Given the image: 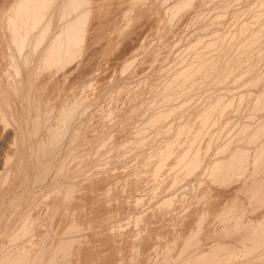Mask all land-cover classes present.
Wrapping results in <instances>:
<instances>
[{"label": "bare ground", "instance_id": "1", "mask_svg": "<svg viewBox=\"0 0 264 264\" xmlns=\"http://www.w3.org/2000/svg\"><path fill=\"white\" fill-rule=\"evenodd\" d=\"M9 2L12 3L11 6L8 5L7 10L1 14L2 17L0 15L2 54L12 62V68L18 70L23 65V72H26L30 68L27 65L32 60L28 56L39 51L35 55H39L40 60L34 55V61L37 62L35 65L38 67V62L45 64L46 70L51 73L44 80L50 84L59 81L57 77L53 79L55 71H60L59 77L65 81L70 71L68 68L72 67L77 56L81 57L78 55L80 50L83 52V48L98 41L96 36L99 34L96 35V32L104 28L99 26L103 24L101 18L105 22H111L112 29H107L108 32L103 35L99 31L102 35H99L100 42L115 37V49L116 45L124 41L122 34L120 35L121 30L117 33L119 27L116 23L122 10L129 15L150 11L156 14V25L155 34L151 35H155L152 40L133 49L135 52L131 55L132 60L124 62L131 66V62L138 60V66L135 65L136 68L133 67L134 70L127 72L125 77L120 78L122 73L119 72L127 64L117 72L119 78L114 76L115 68L114 77L111 74L114 78V89H111L114 90L111 93V96L114 95L113 111L109 112L112 104L102 119L95 122L96 127L92 131L96 132L97 139L89 134L90 129H85L98 142L93 147L94 153L88 151L95 141L90 147L85 146L89 150L84 149L82 153L80 149L77 153L71 152L79 147L82 149L89 141L77 144L79 146L84 143L82 147L72 144L74 146L68 148L69 152L65 149L66 154L61 157V160L64 157V162L59 168V164L56 166V172L48 179V184L57 188L58 195L55 199H51V195L50 199L53 201L45 205L46 208L43 205L44 211L41 214L38 212V216L33 215L34 219L33 216L31 219L27 218L25 222L23 221L27 215H31L27 214V210L23 211V208L26 209L28 203L29 206L31 204L28 201L26 207H22V203V209L18 213L24 215L21 219L23 223L20 224V218L19 221L17 219L20 227L17 226L16 234H12L9 242L0 243V264H264V0ZM110 5V11L105 10L104 6ZM100 6L103 12L105 10L104 14L102 12L105 18L97 10ZM95 10L100 15L95 16L98 21L94 19L99 24L97 26L89 23L95 24V21L88 20L89 14ZM120 19L122 22L123 16ZM85 41L86 45L90 42L86 47ZM74 54H77L76 60L74 58L71 65ZM140 54L142 56L137 58ZM20 62L23 63L21 67ZM111 62L104 64L110 66ZM101 65L102 62L98 68ZM97 69L94 70H100ZM43 84L42 82L41 85ZM6 85H3L4 89L0 87V93L10 95L12 92L7 94L5 87L9 89V93L12 85ZM26 85L22 81L17 87L23 88ZM104 86L98 87L101 89H98L99 94L96 93L97 99L103 98L107 91ZM20 87L15 88L16 92H21ZM87 94L85 91L76 94L75 99H72L74 102L67 103L69 107H66L69 109L62 117L57 113L59 116L55 124H59L58 120L60 123L66 120L57 127H60L58 129L63 132V137L71 136L70 143L74 142L78 133L83 132L86 122H91L89 119L93 115L90 112L91 118L88 116L85 123L83 120L78 123H83L84 127H77L79 132L74 129L78 120L74 121L87 111L85 106L91 105L86 102L89 97ZM110 101L111 99L105 101L108 102L105 105H109ZM84 102L87 103L85 106ZM7 104L5 105L11 106L8 110L16 107L13 102L12 105ZM63 104L65 106L66 103ZM12 111L9 112L13 115ZM108 113H112L110 116L114 118L110 122L106 121L110 117ZM98 114L95 113L93 121ZM1 117L3 121L0 123H7L8 127L9 123L4 122V115H0V120ZM14 118L15 116L13 120L18 123V118ZM26 120L23 119L22 122ZM32 120L30 119V123ZM17 123L14 124L16 129ZM55 124L53 127L56 128ZM49 127H46L45 134L51 133V136L46 135L44 141L47 136L52 137V131L53 135L56 134L55 128L47 132L50 131ZM86 132L82 134L87 135ZM82 134L78 139L85 138ZM58 136L57 141L62 140L63 137ZM45 145L42 149L38 145L41 157L44 155L43 149L47 150L45 152L49 150L50 154L53 151L56 159L63 152L52 144L49 146L53 147L51 150ZM36 153L35 151V156ZM26 154L19 158V165L16 163V171H20L22 176L17 180H21L18 182L22 184V179L33 172L35 167L36 174L42 173L39 169L52 162L50 158L42 162L43 165L38 161L34 166V160L38 157L30 159L32 153L29 154V150L28 157ZM50 154L46 153V157ZM48 169L47 167L46 174ZM49 172L50 170L48 174ZM50 190H47V194L48 191L51 194L52 189ZM45 198L46 201L49 199L47 195ZM69 209L72 213H69ZM13 211L9 213L13 214ZM69 215L71 218H67ZM14 224L13 227L16 226ZM99 228L102 230H98ZM88 230L92 232L83 233ZM80 236L83 238L79 239ZM88 256L92 259L85 261Z\"/></svg>", "mask_w": 264, "mask_h": 264}, {"label": "rangeland", "instance_id": "2", "mask_svg": "<svg viewBox=\"0 0 264 264\" xmlns=\"http://www.w3.org/2000/svg\"><path fill=\"white\" fill-rule=\"evenodd\" d=\"M9 1H11V0H0V15L1 14H3L6 10H7V7H8V5H10L11 6V2H9ZM214 1H216V0H214ZM8 3V4H7ZM14 3V2H13ZM51 4V3H50ZM7 5V6H6ZM9 6V7H10ZM112 5H110V6H108V7H106V6H104L105 7V10L106 9H108V11H110L109 9H110V7H111ZM6 7V8H5ZM101 7L102 6H100V8H98L97 10H100L99 12L102 14V12H103V9H101ZM9 9V8H8ZM114 8H112V10H113ZM97 10H95V11H92L91 12V14H89V19L88 20H91V21H95V24H94V22H90L89 21V23H92L91 25H93V26H95L96 24H97V22H96V17H97V15L99 14L98 13V11ZM105 10H104V12H103V14L105 13ZM97 11V12H96ZM107 12V11H106ZM114 12V10L112 11V13ZM121 12V11H120ZM119 12V13H120ZM125 12L126 11H123L122 10V12L120 13V14H125ZM150 11H148V12H145V11H143V12H134V13H132V14H125V15H120L119 14V16H118V18L116 19L117 21H116V23H118L117 25H118V27L119 28H117L118 29V32L117 33H119L120 32V30H121V32L122 33H120V35L122 36V39L124 40L123 41V43L122 44H118V45H116V49H115V43H116V39H115V37H114V35H113V37L114 38H111V40H105V41H102V42H100L101 41V39H100V37L104 34V33H106V32H108V31H110L112 28V24H111V22H105L104 20H103V18H101L102 20V23L103 24H97V25H99L100 27H104L103 29H101V30H99L100 32H102V35H101V33H99V31H97L96 32V35L97 34H99V35H101V36H99V35H97L96 37H97V39H98V41H94L91 45H89L90 44V42L86 45V41L84 42V44H85V46L84 47H86V46H88V47H86V48H81L82 50H83V52L80 50V49H78V51L80 50V52L78 53V55L80 54V56L81 57H83L84 55V57H83V59L81 58V57H79L78 58V56H77V54L75 55L74 54V57L71 59V61H70V64L72 63V61H75L76 60V58H77V60L75 61V62H73L71 65H72V67H71V65H70V67L71 68H68L69 67V63H68V65H66V67L70 70L69 71V74H68V76L65 78L66 80L64 81V79H61L59 76V73H60V71H55L56 73L54 74L55 76H53L54 78L53 79H55V77H57L58 78V80L59 81H53V83H49L48 81H45L44 79H48V75L51 73V72H49L48 73V70H46V66H45V64L44 65H42V63L41 62H38V67H37V65H35L36 63H35V61L34 60H36L38 57H39V55L38 56H36L35 54L37 53V54H39V51H37V52H35V53H33L32 55L30 54V56H28V57H30L34 62H32V60H27V61H29L30 63H28V65L27 66H29L30 68L28 69V70H25L26 72H23L24 71V68H23V63L21 64V62H20V67H21V65H22V67H21V69L20 68H18V70L20 71H18L15 67H13L12 68V66H14V65H12V62L11 61H9L8 59H7V57H5L4 55L5 54H2L3 52V46H1V44H0V80L2 81H0V87L1 88H3V85L5 84H7L6 86H8L9 84V86H11L12 87V89H10V91H9V93H8V90H7V88L5 87V89H6V91L5 92H7V94H10V92H12L10 95H6L5 93V95L4 94H2V93H0V97H2L4 100H5V104H7L6 102H10L9 104H11L12 102H13V104H16V107L14 106V107H12L13 109V111L12 110H8V109H10L11 108V106L9 105V104H7V105H9V107L8 106H6L5 104H4V100L2 99V98H0V111L2 110H4L3 111V113H2V111H1V113H0V115L1 116H3L4 115V122H8L9 123V126L7 127L6 126V124L5 123H3L2 124V122L0 123V201H2V198H3V196H4V198H3V201L2 202H0L1 204H3V205H1L2 207H0V243H6V242H9V240L11 239V237H12V234H13V236L16 234V229H18L17 228V226L19 225V223H18V221H19V218H20V221L19 222H21L22 220V218H23V216L24 215H21L20 213H18V211H19V209H22L21 208V205H22V203H23V205H22V207H26L25 205L27 204V202L29 201L30 202V206H29V203H28V206H27V208L26 209H24L23 208V211H26L27 210V214H30L31 216H29V215H27L28 217H26V219L23 221V222H25L26 220H27V218H29V219H31L32 218V216L33 215H37V213L39 212H41V211H44V209L46 208V206L47 205H49L50 203H51V201H53V200H51V199H55V197L58 195V190H57V188H55L51 183H49L50 185H52V186H50L49 184H48V182H49V177H51L52 176V174L54 173V172H56L55 170L57 169L56 168V166L59 164V166H57L58 168L60 167V165L62 164V162H64V157L62 158V160H61V157H62V155L64 154V156H65V154H66V151L67 150H65V149H68V148H71V147H73L74 145L76 146V147H79V146H81V145H84V143H82L81 145H79V146H77V144L79 143V142H85V143H87L88 141H89V143H87L86 145H84L83 147H82V149L79 147V148H77V150H75L74 148H72V150L74 149L75 151H73V152H71L72 150L70 149V152L71 153H77V151L80 149V153H82V151L84 150V149H86V147H90V145L93 143V141H95V137H93V136H96L97 134H96V132L95 131H92V130H94V128L96 127V121L97 120H99L101 117H103V114H105V113H107L109 110H110V106L113 104V106H112V110L111 111H109V112H112L113 111V108H114V95L113 96H111V93H112V91H114V90H111V89H114V76L115 77H117L119 74H117V72H119V70H121L122 68H123V66H126V64H127V67L124 69H122L119 73L121 74L120 75V78L121 77H125V75H128L127 74V72H132V70H134L133 69V67L134 68H136V66H138L137 65V63L139 64V62H138V60H136V61H133V63L131 62V66H128V65H130V64H128V62L125 64L124 62L125 61H128L129 59H131L132 58V56H133V54H134V50L133 49H136L138 46H140V44L142 45V44H146L147 42H148V40L149 41H151L152 40V38L155 36V35H153V36H151L152 34H155V21H154V19H155V16H156V14H152L151 12L149 13ZM98 13V14H97ZM218 13H220L219 11H218ZM97 14V15H96ZM103 14H102V16H103ZM151 14V16H149L148 17V15H150ZM221 14V13H220ZM139 15V16H138ZM153 15V16H152ZM96 16V17H95ZM100 15H98V17H99ZM123 16V19H122V22H120L119 20H121L120 19V17H122ZM125 16V17H124ZM127 16V17H126ZM131 16V17H130ZM133 16V17H132ZM1 17H2V15H1ZM104 17V16H103ZM106 17V16H105ZM104 17V18H105ZM151 17V18H150ZM154 17V18H153ZM99 18V19H100ZM140 18V19H139ZM222 18V17H221ZM94 19H96V20H94ZM137 19V20H136ZM144 19V20H143ZM152 19V20H151ZM127 20H129V21H127ZM98 21V20H97ZM100 21V20H99ZM126 21V22H125ZM153 21V22H152ZM125 22V23H124ZM127 22H128V24H127ZM137 22V23H136ZM0 23H1V21H0ZM141 24V25H140ZM96 25V26H97ZM103 25V26H102ZM153 25V26H152ZM98 26V27H99ZM141 27V28H140ZM1 28V27H0ZM106 28V29H105ZM135 28V29H134ZM138 28V29H137ZM2 29V28H1ZM1 29H0V31H1ZM107 29H109L108 31H107ZM98 30V29H97ZM106 30V31H105ZM136 30V31H135ZM138 30V31H137ZM148 31V32H147ZM149 31H151V32H149ZM135 32H136V34H135ZM139 32H141V33H139V35H138V33ZM1 33V32H0ZM133 33V34H132ZM148 33V34H147ZM131 35V36H130ZM134 35V36H133ZM99 36V37H98ZM136 36H138V37H136ZM143 37V38H142ZM95 38V37H94ZM133 39V41H134V39H135V41L133 42L132 41V39ZM142 38V39H141ZM146 38V39H145ZM148 38V39H147ZM129 39V40H128ZM131 39V40H130ZM138 39V40H137ZM140 40H142L141 42H140ZM145 40V41H144ZM127 41H128V43H127ZM125 42V43H124ZM136 42H137V44H136ZM132 43V44H131ZM139 43V44H138ZM94 44V45H93ZM123 44H125V45H123ZM93 45V46H92ZM130 45V46H129ZM117 46H119V48H120V50H118L117 49ZM2 47V48H1ZM127 47H128V50H127ZM131 49H130V48ZM88 48V49H87ZM125 50H124V49ZM92 49H94V51L92 50ZM87 50V51H86ZM93 52H92V51ZM119 51V54H118V51ZM123 50V51H122ZM132 50H133V52H132ZM121 51V52H120ZM126 51H128V52H126ZM82 52V53H81ZM138 52H139V49H138ZM75 53H77L76 51H75ZM125 53V54H124ZM132 53V54H131ZM86 54H88V56L86 55ZM123 54V55H122ZM130 54V55H129ZM36 56V59H35V56ZM99 55H101L100 57H99ZM117 55V56H116ZM121 55L122 56H124V57H121ZM129 55V56H128ZM132 55V56H131ZM31 56H33V57H31ZM75 56H77L76 58H75ZM105 56V57H104ZM115 56V57H114ZM121 58H120V57ZM126 56V57H125ZM129 58H128V57ZM142 56V54H140L139 56H137V58H140ZM119 57V58H118ZM34 58V59H33ZM75 58V60H73ZM103 58H105L106 60H103ZM117 58V59H116ZM39 59V58H38ZM93 59V60H92ZM122 59V60H121ZM3 60V61H2ZM40 60V59H39ZM89 60V61H88ZM132 60V59H131ZM130 60V61H131ZM6 61V62H5ZM86 61V62H85ZM94 61V62H93ZM109 61H112L111 63H110V66H109V64H104V63H108ZM116 61V62H115ZM117 61H118V63H117ZM129 61V62H130ZM2 62V63H1ZM81 62V63H80ZM97 62V63H96ZM101 62H102V67L101 68H98V66L101 64ZM40 63V64H39ZM75 63H76V66H75ZM96 63V64H95ZM115 63V64H114ZM123 63V64H122ZM5 64V65H4ZM31 64V65H30ZM80 64V65H79ZM86 64V65H85ZM99 64V65H98ZM104 64V65H103ZM3 65V66H2ZM36 67H35V66ZM40 65H42V66H40ZM97 65V66H96ZM136 65V66H135ZM24 66H25V64H24ZM40 66V67H39ZM44 66V68H41V67H43ZM75 66V67H74ZM78 66H79V68H78ZM104 66H106V67H104ZM115 66V67H114ZM32 67V68H31ZM65 67V68H66ZM91 67V68H90ZM105 69H104V68ZM66 68V69H67ZM75 68V69H74ZM88 68V69H87ZM100 69V70H98L97 72H96V70H94V69ZM103 68V69H102ZM114 68L116 69L115 71H116V73H115V75H114ZM128 68V69H127ZM14 69H16V70H14ZM39 69V70H38ZM40 69H41V71H40ZM43 69V70H42ZM46 71H45V70ZM102 69V70H101ZM35 70V71H34ZM75 70V71H74ZM105 70V71H104ZM124 70H125V72H124ZM131 70V71H130ZM29 71V72H28ZM43 71V72H42ZM45 71V72H44ZM89 71V72H88ZM93 71H95V72H93V73H95V74H93L92 72ZM99 71H102V72H99ZM3 72V73H2ZM16 72V73H15ZM28 72V73H27ZM88 72V73H87ZM91 72V73H90ZM104 72H106V74L104 73ZM20 73V74H19ZM35 73V74H34ZM48 73V74H47ZM53 73L54 72H52V75H53ZM103 73V74H102ZM1 74H3V75H1ZM71 74V75H70ZM91 74H93L92 76H91ZM105 74V75H104ZM111 74H112V76H111ZM13 75V76H12ZM35 75V76H34ZM70 75V76H69ZM89 75V76H88ZM124 75V76H123ZM2 76V77H1ZM26 76V77H25ZM91 76V77H90ZM98 76V77H97ZM101 76V77H100ZM111 76V77H110ZM87 77H89V78H87ZM101 78L102 80H104V81H102L101 79H98V78ZM110 77V78H109ZM29 80H28V79ZM36 78V79H35ZM68 78V79H67ZM105 78H106V80H105ZM110 80H109V79ZM113 78V79H112ZM117 78H119V77H117ZM5 79V80H4ZM30 79H31V81H30ZM34 79V80H33ZM39 79V80H38ZM16 80V81H15ZM36 80V81H35ZM94 80V81H93ZM108 80H109V82H110V84H108ZM23 81V85H26L27 83H30V84H32L31 86L30 85H26V86H24L23 88H21L20 86V88H21V92H18V90H17V92H16V89L17 88H19V87H17L18 85H20V82H22ZM26 81V82H25ZM48 82V84L47 83H45V82ZM90 81V82H89ZM92 81H93V83H92ZM5 82V83H4ZM12 82H14L13 84H12ZM34 82V83H33ZM42 82L44 83L43 85H41L42 84ZM62 82H63V84H62ZM95 82V83H94ZM105 82H106V84H105ZM113 82V83H112ZM137 81H135V83H136ZM19 83V84H18ZM134 83V82H133ZM132 83V84H133ZM2 84V85H1ZM58 84V85H57ZM92 85V87H91V85ZM99 84V85H98ZM108 84V85H107ZM38 85V86H37ZM45 85H47L46 86V88H45ZM61 85H63L62 87H61ZM106 86V90L107 91H105V93H104V95H103V98H100V99H97L98 97H97V94H99L100 93V90L98 91V89H101V88H98V87H102V86ZM17 88H16V87ZM29 88H28V87ZM35 86V87H34ZM55 86V87H54ZM104 86V87H105ZM41 87V88H40ZM112 87V88H111ZM9 88V87H8ZM16 88V89H15ZM28 88V89H27ZM33 88V89H32ZM44 88V89H43ZM51 88V89H50ZM87 88H90V89H87ZM92 88H96V90H94V89H92ZM103 88V87H102ZM110 88V89H109ZM4 89V88H3ZM15 89V91L13 92V90ZM2 90V89H1ZM27 90H29L28 92H26ZM91 90V91H90ZM20 91V90H19ZM62 91V92H61ZM81 91H85L86 92V94L90 97V94L91 93H93V94H91V98H87L88 100L86 101L87 103H89V104H91L90 105V107H87V106H85L87 103H85L84 102V106L86 107V108H88V109H86L85 111L86 112H84V114H83V116L81 117L80 116V118H79V116H78V118L74 121V122H76L77 120V122H76V124L78 125H74L75 127H74V129L77 131V132H79V130H78V128L81 126V125H83V123H85L86 122V120H88L89 118H88V116L90 117V115L92 114L93 116L95 115V113L96 114H101L100 116H98L97 115V117H95V119H94V121L92 120V118H93V116H91L90 118H91V120L89 119V121H91V122H86L87 123V125H85V127H84V125H83V127H84V130L86 129V130H88V129H90L88 132H89V134H93V136H91V135H89L88 134V132H86V130L84 131L83 130V132H86L87 133V135H85V133H84V135L82 134V136H84L85 138H86V136H87V138L85 139V138H83L82 137V139H78V138H81V134H77L76 136V139L74 140V142H72V143H70L69 142V138L71 137V136H69V137H63V135L61 134V133H63L62 131H61V129H58V128H60V127H57V126H59V124H63L64 123V121H66V120H64V121H61L62 123H60V120H58L59 121V124L58 125H56L55 123L57 122H55V120L57 119V116H59L58 114H60V116L59 117H62V115H63V113L64 112H66V110L67 109H69V108H67L66 107V105H68V104H70V103H73L74 101L72 100V99H75L74 98V96H76V94H78V93H80ZM88 91V92H87ZM90 91V92H89ZM94 91V92H93ZM2 92H4L3 90H2ZM55 92V93H54ZM98 92V93H97ZM108 93V95H107V93ZM15 93V94H14ZM59 93V94H58ZM65 93V94H64ZM67 93V94H66ZM90 93V94H89ZM97 93V94H96ZM64 94V95H63ZM95 94V96H93ZM12 95V96H11ZM15 95V96H14ZM14 96V97H13ZM19 96L21 97L20 99H19ZM29 96V97H28ZM53 96H55V98L53 97ZM8 97V98H7ZM11 97V98H10ZM17 97V98H16ZM57 97H58V100L59 101H57ZM28 98V99H27ZM34 98V100H32ZM37 98H39V100L38 101H41V102H38L36 99ZM46 98V99H45ZM52 98V99H51ZM93 98L95 99L96 98V100H93ZM3 101H2V100ZM10 101H9V100ZM13 99V100H12ZM45 99V100H44ZM111 99V101L109 102V105H105V104H108V102L106 103L105 101H107V100H110ZM15 100V101H14ZM18 100V101H17ZM47 100H51V101H48L47 102ZM70 100V101H69ZM92 100V102L90 103L89 101H91ZM12 101V102H11ZM17 101V102H16ZM28 101V102H27ZM35 101V102H34ZM42 101H44L43 103H42ZM46 101V102H45ZM94 101V102H93ZM3 102V103H2ZM21 104H20V103ZM70 102V103H69ZM113 102V103H112ZM29 103V104H28ZM32 103V104H31ZM35 103H37V105H35ZM63 103H66L65 104V106H64V104ZM68 103V104H67ZM40 104H41V109H40ZM102 105V107H100L101 105ZM3 105V106H2ZM12 105V104H11ZM30 105V106H29ZM63 107H65V108H63ZM1 106H2V108H1ZM18 106H20V107H18ZM35 106V107H34ZM39 106V107H38ZM89 106V105H88ZM105 106V107H104ZM5 107H7L6 109H5ZM22 107V108H21ZM60 107H61V110H60ZM68 107H69V105H68ZM71 107V106H70ZM99 107V108H98ZM107 107V108H106ZM15 108H16V111H15ZM18 108H20L21 109V111H19L20 109H18ZM33 108H35L36 109V111L33 109ZM58 108V109H57ZM63 108V109H62ZM100 108H103V109H100ZM33 109V110H32ZM38 109V110H37ZM93 109H94V111H93ZM102 110L103 112H101L100 110ZM6 110V111H5ZM56 110H57V112H56ZM58 110L59 111H61V112H58ZM100 112H99V111ZM9 111H12L13 112V115H12V113H10ZM25 111H26V113H25ZM35 111V113H33ZM16 112V113H15ZM28 112V113H27ZM37 112H38V115H37ZM54 112V113H53ZM56 112V113H55ZM83 112V111H82ZM91 112V114H89ZM98 112V113H97ZM52 113V114H51ZM58 113V114H57ZM3 114V115H2ZM11 114V115H10ZM32 114V115H31ZM34 114H36V115H34ZM42 114H44V115H42ZM86 114V115H85ZM112 113H108V115L110 116ZM10 115V116H9ZM26 115H27V117H26ZM13 116H15V118L14 119H16L17 120V118H18V123L17 122H15L14 120H13ZM34 116H36L35 117V119H34ZM46 116H47V120H45L46 119ZM50 116V117H49ZM107 116V115H106ZM10 117V118H9ZM24 117V118H23ZM55 118V119H54ZM104 118L106 119V117H105V115H104ZM107 118H108V116H107ZM113 117L112 116H110L109 117V119H106V121H108L109 120V122L111 121L110 119H112ZM5 119L6 120H8V121H5ZM23 119H27L26 121H24V122H22L23 121ZM30 119L32 120V119H34V120H32L31 121V123L33 124V126H32V124L30 123ZM85 119V120H84ZM102 119V118H101ZM114 119V118H113ZM82 121L83 120V123L81 124V125H79L78 123H79V121ZM0 121H3V119H2V117H1V120ZM13 121L15 122V123H17V129L15 128V126H14V124L15 123H13ZM38 121V122H37ZM54 121V123H52ZM112 121H114V120H112ZM27 124H26V123ZM35 123V124H34ZM93 123H95V124H93ZM5 124V126H3ZM22 124V125H21ZM52 124V125H51ZM53 124H55L54 126H56V128L55 127H53ZM93 124V125H92ZM8 125V124H7ZM23 125H24V127H25V129H23L24 127H23ZM35 125H38V126H35ZM90 125H92V127L90 126ZM49 127L48 129L50 130V129H57L58 131H59V133H57L56 131H54V133H56L55 135H53V131H52V137H50L51 136V133H48V134H50V136H47V138H45L46 140V143H45V141H44V137H46V135H48V134H45L46 133V127ZM95 126V127H94ZM4 127H6V129L4 128ZM29 127H30V129L32 130H30L29 129ZM35 127V128H34ZM51 127H53V128H51ZM62 127H63V125H62ZM78 127V128H77ZM88 127H91V128H88ZM94 127V128H93ZM35 129V130H34ZM37 129V130H36ZM54 129V130H55ZM73 129V130H74ZM14 130V131H13ZM29 130V131H28ZM75 130H74V132H75ZM18 131V132H17ZM35 131V133L33 134V132ZM36 131H38V132H36ZM24 132V133H23ZM26 132H27V136H26ZM29 132V133H28ZM47 132H51V130L50 131H47ZM73 132V131H72ZM72 132H71V134H72ZM77 132H75V133H77ZM91 132V133H90ZM93 132V133H92ZM32 135H31V134ZM35 135V136H34ZM58 135H61V137H63L62 138V140H58L57 141V137H59ZM88 135L89 136H91V137H88ZM28 136H30V137H28ZM55 136V138H53ZM50 137V138H49ZM18 138V139H17ZM39 138V139H38ZM49 138V139H48ZM51 138L52 139H54V140H56V142L54 141V140H51ZM98 138V136H96V139ZM65 139H67V140H65ZM18 140V141H17ZM52 142H51V141ZM86 140V141H85ZM44 143H43V142ZM47 141H49V142H47ZM71 141V140H70ZM78 141V142H77ZM31 142V143H30ZM38 142V143H37ZM42 143V145H41V143ZM51 142V144H52V146L53 147H55L54 145H56V143L58 142V144H57V146L55 147L56 149H62V154L60 155V156H58V158L56 159V157H53V151L51 152V154H50V152H49V150H48V152H45V151H47V150H45L44 151V149H43V152L42 153H44V155H43V157H41L42 155L39 153V152H41V150H40V148H39V146L41 147V149H42V146L43 145H45V147H49L51 144H49ZM54 142V143H53ZM66 142V143H65ZM68 142L70 143L69 145H68ZM96 143H94L93 145H91L92 147L90 148V151H88L89 150V148H88V150L86 149V151H88V152H90V153H94V149L95 148H93V147H96V145H98V142L97 141H95ZM20 143V144H19ZM27 143V144H26ZM72 144H74V145H72ZM28 145H29V147H28ZM36 145V146H35ZM39 145V146H38ZM95 145V146H94ZM30 146H32V147H30ZM86 146V147H85ZM36 147V148H35ZM53 147H49L50 148V150L53 148ZM85 147V148H84ZM27 148V149H26ZM39 148V149H38ZM47 148H45V149H47ZM98 148V147H97ZM28 150H29V154H31L32 153V156L30 155L29 156V154H28ZM32 152H31V151ZM38 150H40V151H38ZM97 150V149H96ZM100 150V149H99ZM35 151L38 153V155L39 156H37V153H36V156H35ZM57 151V150H56ZM55 151V152H56ZM25 152V153H24ZM31 152V153H30ZM68 152H69V149H68ZM79 152V151H78ZM27 153V154H26ZM46 153L47 154H50L49 156H47L46 157ZM79 153V154H80ZM27 155V157L29 156L30 157V159H35V157H38V158H36V160H34V166H35V164L39 161V162H41V164H42V162H45L46 160H48V159H50L51 158V160L50 161H52V162H50V163H46V165L44 164H42L43 165V167L41 168V169H39L42 173H35V168H34V171L33 172H31L28 176H26V178L23 180L22 179V181H23V184L21 183V182H18V181H21V180H17V178H20V177H22L21 175H20V171L18 172V171H16V163L18 162V161H20V159H21V157H23L24 155ZM77 155V154H76ZM41 157V158H40ZM20 158V159H19ZM53 158V159H52ZM19 159V160H18ZM56 159V160H55ZM8 160V161H7ZM10 160V161H9ZM60 161V162H59ZM9 162V163H8ZM13 163V164H12ZM6 164V165H5ZM10 164V165H9ZM47 164H50V165H52L51 167H49V166H47ZM17 165H19V162H18V164ZM49 168L48 170H47V174H46V168L47 167ZM8 167V168H7ZM12 168L13 169V171L10 169V168ZM18 167V166H17ZM44 167H46V168H44ZM56 168V169H55ZM11 170V171H10ZM18 170V169H17ZM38 170V169H37ZM38 170V171H39ZM50 170V172H49V174H48V171ZM8 171V172H7ZM10 171V172H9ZM37 171V172H38ZM8 173V174H7ZM11 173H12V175H11ZM12 176V178L10 177V175ZM36 174V175H35ZM39 174V175H38ZM42 174V175H41ZM41 175V176H40ZM44 175V177H42ZM8 176H9V178H8ZM35 176H37V177H39L40 178V180H38L39 178H37L36 177V179H34L33 177H35ZM14 178V179H13ZM30 178V179H29ZM32 178L35 180V181H33L32 180ZM41 178H43V180H41ZM11 179V180H10ZM13 179V180H12ZM21 179V178H20ZM38 180V181H37ZM4 181V182H3ZM33 183H32V182ZM42 181V182H41ZM45 181H46V183H45ZM3 182V183H2ZM5 182H6V184H5ZM10 182V183H9ZM17 182H18V185H17ZM39 182H41V183H39ZM16 183V184H15ZM32 183V184H31ZM36 183V184H35ZM16 185V186H14V185ZM22 184V185H21ZM22 187H21V186ZM5 186V187H4ZM13 186V187H12ZM17 186H18V188H17ZM50 188H49V187ZM47 187V188H46ZM10 188V189H9ZM11 188H12V190H11ZM28 188V189H27ZM33 189V190H32ZM50 189H52V192H51V194H50V192L48 191V194H47V190H50ZM53 189H55V191L53 192ZM19 190V191H18ZM32 190V191H31ZM6 191H7V193H6ZM18 191V192H17ZM51 191V190H50ZM16 193V194H15ZM5 194V195H4ZM46 195H47V197L49 198H47L48 200L46 201L45 199V197H46ZM54 196V197H52V196ZM50 196H51V199H50ZM2 197V198H1ZM19 198H20V203H18V200H19ZM34 200H32V199ZM9 199H11L10 201H9ZM25 199V200H24ZM30 199H31V201H33V202H31L30 201ZM50 200V201H49ZM22 201V202H21ZM8 202V203H7ZM18 204V205H17ZM20 204V205H19ZM43 205L45 206V208L43 207ZM10 206V207H9ZM15 206V207H14ZM35 207L37 208V209H35ZM87 207V206H86ZM34 208V209H33ZM73 208V207H72ZM71 208V209H72ZM7 209V210H6ZM12 210H14L13 211V214L11 215L9 212H11ZM35 210V211H34ZM33 213H35V214H33ZM69 213H72L71 212V210L69 209ZM5 214V215H4ZM41 214V213H40ZM40 214H39V217H40ZM9 216H10V218H9ZM38 216V215H37ZM36 216V217H37ZM9 219H8V218ZM34 217L35 216H33V219H34ZM7 218V219H6ZM67 218H71V216L69 215ZM15 219V220H14ZM17 219H18V221H17ZM66 219V218H65ZM6 220V221H5ZM14 220V221H13ZM13 221V223H11ZM17 221V222H16ZM3 222V223H2ZM16 222V224H14ZM23 222H21L20 224H22ZM7 224H9V225H7ZM11 224V225H10ZM13 224L14 225H16L15 227H13ZM7 225V226H6ZM5 226V227H4ZM10 226H12V227H10ZM18 227H20V226H18ZM6 228H8V229H6ZM12 228V229H11ZM15 228V229H14ZM4 229H5V231H4ZM16 230L15 232H12L11 230ZM12 232H10V231ZM98 230H102V228L100 229H98ZM4 231V232H3ZM107 231V230H106ZM7 232H10L9 234H11V235H9ZM85 232H87V233H90V232H92V231H83V233H85ZM2 233V234H1ZM87 233L85 234V235H87ZM3 236H6V237H3ZM5 238V239H4ZM83 238V236H80L79 237V239H82ZM84 238H85V236H84ZM88 259L89 260H91L92 258H90V256H88V258H86V260L85 261H88ZM83 262H84V260H83Z\"/></svg>", "mask_w": 264, "mask_h": 264}]
</instances>
